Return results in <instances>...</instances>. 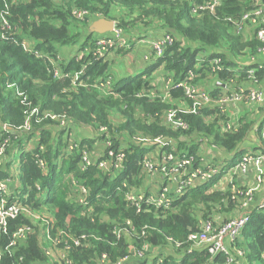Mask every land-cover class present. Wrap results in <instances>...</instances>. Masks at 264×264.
<instances>
[{
	"label": "trees",
	"instance_id": "1",
	"mask_svg": "<svg viewBox=\"0 0 264 264\" xmlns=\"http://www.w3.org/2000/svg\"><path fill=\"white\" fill-rule=\"evenodd\" d=\"M204 1L0 0V144H6L0 179L17 171L6 202L18 200L23 206L39 212L45 208L52 215L53 233L61 228L72 236L84 235L85 246L69 251L71 264L89 262L94 256L98 259L102 253L114 260L143 246L159 249L163 256L160 264H221L225 260L221 253L210 257L205 248L183 251L169 244L180 242L184 248L188 245V233L199 229L200 220L215 213L223 216L228 211H233V215L237 203L230 198V190L213 189L217 179L211 178L180 196L170 197L168 206L155 208L143 203L138 209L127 202L124 192L134 189L149 193L142 190L138 177L140 162L147 156L148 149L135 144L120 147L126 135L165 138L175 143L176 152L167 142L159 148L158 158L187 154L193 157L195 166L202 157L198 147L200 139H207L206 145L220 149L225 157L223 162L229 164L245 153L241 144L249 122L239 119L235 131L222 133L217 117L205 120L218 108L205 107L200 113L178 111L188 128L173 129L163 124L160 117L180 99H187L181 89L171 88L173 103L166 101L149 81L153 72L161 68L174 82L184 79L189 71L194 73L195 83L200 82L209 75L213 57L221 61V69L215 74L221 82H215L209 91L211 96L221 92L222 83L246 77L251 66L238 69L242 56L248 51L258 53L257 49L264 47V42L255 37L253 28L250 38L245 30L237 33L227 18L240 21L241 14L252 8L253 0H220L212 13L203 11L192 15L190 3ZM75 9L87 11L89 15L78 18L72 13ZM95 15L115 21L129 34H152L162 30L172 36L173 42L142 72L114 77L105 57L79 56L89 44V17ZM25 42L31 50L26 49ZM76 44L78 47L72 55L60 58L63 47ZM200 54L205 56L200 58ZM55 68L60 69L58 76L53 75ZM76 71L80 74L73 84L72 75ZM263 72L264 68L257 69V77ZM65 73L68 75H63ZM108 73L114 79L111 93L79 85L82 80L92 82ZM63 121L65 125H61ZM69 122L96 129L107 126L112 139L109 149L114 156L118 149L124 154L123 169L116 175L95 166L81 171V150L91 151L93 144L83 139H70L69 128H66ZM260 129L261 123L257 128L260 144L254 145L264 153ZM32 137L33 148L25 147ZM72 142H78V148L69 150ZM14 150H20L17 167L12 165ZM104 150L107 152L105 147ZM37 156L45 159L46 174L37 165ZM69 175L87 187L86 205L73 199ZM24 224L31 225V222L23 213L9 218L6 232L0 233V248H4L12 233ZM115 228L120 230L115 231ZM38 235L37 226H33L25 238L17 242L11 255L3 254L0 264H48ZM233 245L243 250L246 264H264V210L253 208L250 211L249 220ZM20 256L23 257L21 261ZM237 261L242 262V259ZM146 262L156 264L157 261L146 254L136 258L134 264Z\"/></svg>",
	"mask_w": 264,
	"mask_h": 264
},
{
	"label": "built area",
	"instance_id": "2",
	"mask_svg": "<svg viewBox=\"0 0 264 264\" xmlns=\"http://www.w3.org/2000/svg\"><path fill=\"white\" fill-rule=\"evenodd\" d=\"M220 0H205L202 3L191 2L190 12L192 15L200 14L203 11L213 12L216 5H218ZM78 18H84L89 15L87 11L81 9H75L72 12ZM97 18H103L102 16L95 15L94 17H89V24ZM230 21L237 33H242L246 28L250 27L255 31V37L264 42V2L262 0H253V6L251 9L243 12L240 17V21L235 19L227 18ZM113 21V20H112ZM245 26H248L245 28ZM5 28L8 29V24L5 23ZM89 44L82 49L79 56L85 54H92L96 58H104L110 53H115L117 50L121 51H131L139 48L140 45L144 44L147 48V53L143 56L145 61L152 63L154 59L161 57L164 53L165 48L168 44L173 42L172 36L166 32L159 31V33H127L119 25L113 21V28L110 32L104 34L91 33ZM26 49L31 50V46L24 43ZM258 52L263 51L264 47H259ZM244 66H251L247 70L246 77L251 79L253 82L259 84L257 88H245L243 86H237L233 90L227 88L226 83H222V89L220 93L211 96V89L206 90L201 87L198 83H195L194 73L189 71L186 77L178 82H174L171 77H167L166 85H164L165 91H162L163 99L166 101H171L170 89H181L182 94L187 100L180 99L176 106L167 108L162 116L160 117L163 124L170 126L173 129H187L188 125L184 118L177 112H192L200 113L205 107H217L218 111L208 115L207 119L218 118V123L220 125V131L230 132L235 131L239 126V119L227 115L225 107L228 103L243 102L245 104L260 103L264 99V72L261 77H257L256 70L264 68L263 64L258 62H245ZM84 67V66H83ZM82 67V68H83ZM81 68V69H82ZM221 69V61L219 57H213L210 61V72L209 75L215 76L216 71ZM60 73L59 68H55L53 75L58 76ZM80 71H76L72 75V83L79 78ZM63 75H68L67 73ZM260 79L263 82L260 83ZM83 81V80H82ZM79 82V85L84 87H93L103 93H111V85L114 81L113 76L108 73L95 79L92 82ZM219 83L220 82H216ZM224 85V86H223ZM148 96H151L148 95ZM173 103V102H172ZM176 104V103H175ZM54 118L53 115H51ZM261 129L260 133L264 138V118L260 120ZM69 122L66 128L70 127ZM65 122L63 121V124ZM28 129V126H25ZM98 131L103 135L104 145L107 152L104 150L102 153L93 156L91 151L87 149L81 150L79 168L81 171H86L89 167L95 166L103 171L110 172L112 174L121 171L124 167V154L121 149H118V153L114 156L110 146L112 144L111 132L107 126H100L97 128ZM130 139L139 140L141 137L137 135H128ZM157 144L164 146L167 141L161 137L154 138ZM200 141H204L201 140ZM78 142H72L68 145L69 150L78 148ZM5 145L0 144V166L4 159ZM42 150L43 147L41 146ZM264 158L262 153L249 152L241 154L240 157L233 164L230 162L221 161H209L202 163L200 159V165L197 166L193 163V157L187 154H182L180 157H175L173 154H168V156L163 157L158 162L152 161L149 157H144L140 162V167L151 173L166 174L167 164L171 162L168 170L174 173V180L176 184L175 195L180 196L188 189L198 185L202 182L208 181L211 178L217 179L214 184L213 189L230 190V198L237 203V210L233 215L226 219H218L216 217H209L199 221V229L194 232H190L187 235L186 242L188 245L181 248L180 242H175L171 245L173 248L185 251L186 249L190 251L191 249H203L205 248L210 255L214 257L217 254H223L225 260L221 264H234L238 259L242 258L244 255L243 250L235 247L233 244L235 239L240 235L243 227L249 220L250 211L253 208L264 210V199L254 202L253 200V188L246 186L244 184L240 185L235 183L234 179L236 177H241L248 173L251 168H258V171L254 175V181L257 185L261 182L263 178V173L259 169V162ZM37 165L43 170V174L47 173V163L45 159L37 156ZM15 172V171H14ZM12 172L7 177L0 179V233H4L7 230L8 219H13L19 214L23 213L28 217H35L39 220L38 228L39 235L38 239L41 241L42 249L49 260H54L55 252L52 250L51 245H54L56 249L60 250L57 254L58 259L63 264H71L69 260V251L78 246H85L86 237L84 235L72 236L66 230L61 228L55 229L52 232L51 218H47L43 214L40 216L36 215L30 208L23 206L18 200H14L11 203L6 202V197L9 193V188L14 184L15 173ZM68 181L74 191L73 199L77 203L86 205L88 189L87 187L76 181L72 175L68 176ZM126 183H123L125 186ZM125 199L127 202L136 206L140 209L141 204L152 205L155 208L160 206H168L170 202L169 190L167 187H163L162 190L157 194L152 193H139L137 190L130 189L124 192ZM33 229V225L24 224L18 227L13 233L9 242L4 248H0V259L3 254L11 255L14 247H16L17 242L24 239L27 232ZM116 229L115 231H119ZM130 232V231H129ZM132 249V248H131ZM146 254H150L151 259H156V264H160L163 256L160 254L158 248H152L143 246L140 249L133 248L132 251L129 250V254L125 256L116 257L113 261L110 260L106 253H102L97 261L101 264H129V260L142 258ZM22 256L19 257V261L22 260ZM149 262V261H148ZM146 262L145 264H148ZM14 264V263H13ZM17 264V263H16ZM59 264V263H58Z\"/></svg>",
	"mask_w": 264,
	"mask_h": 264
},
{
	"label": "crops",
	"instance_id": "3",
	"mask_svg": "<svg viewBox=\"0 0 264 264\" xmlns=\"http://www.w3.org/2000/svg\"><path fill=\"white\" fill-rule=\"evenodd\" d=\"M250 31H251L250 27L246 28L245 32L248 34L249 38L251 36ZM129 53H130V62L126 68L127 69L126 71H128L129 73H124V74L128 75V74H133V73H139L144 70L143 69L144 67L149 66L150 63L143 59V56L147 53V48L144 44L140 45L138 49L134 50V52L133 50H131L129 51ZM242 58L243 59L240 62L238 69H240V67L244 65L245 62H258L260 64H263L264 66V50L258 53L256 52L251 53L250 51H248L242 56ZM165 74L166 73H164L161 68H157L155 72H153L149 80L152 85H155L154 89L160 91L161 93L162 91H165L163 89H164V85H166V82H167V75ZM215 82H217L216 76L207 74L204 78H202V81L196 82V83H198L201 87H204L206 90L208 89L212 90ZM261 82H263V79H260V83ZM226 85L229 90H233L237 86H243L245 88H257L259 86V84H257L256 82H253L251 79L247 77H244L241 79H234L231 82H227ZM225 111L227 115L230 117H235L236 119L241 117L244 119V122H249V128H248L247 135L244 139V142L241 144V147L245 149L244 152L246 151L255 152L256 151V152L262 153L261 150H258V149L256 150L255 147L258 145H254V144H260L258 136H257V128L261 122L260 120L264 118V99L260 103H255V102L251 104H245L243 102L228 103L227 106L225 107ZM71 124H74V127H71V128L69 127L71 139L73 140L83 139L86 142H92L93 148L91 150V154L93 156H96L103 152L104 147H105L104 140H103L102 134L98 131V129L90 125H82V124H76V123H71ZM137 136H140L141 138L139 140H135V139H130V137L126 135L125 137L126 140L121 142L120 147L124 148L127 144L141 145L148 149V152H147L148 154L146 157H149L154 162H158L160 160V158H158V155H159V148L161 146H158L155 139L150 137L149 135L142 136L141 134H138ZM33 138L34 137H32L31 140H33ZM165 140L169 142L168 139H165ZM169 144L172 146V150L176 152V148L174 146L175 143L169 142ZM33 146L34 145L31 144L30 141H27V144H25V147L27 148H30V147L33 148ZM151 147H154V148H151ZM202 149H205V151L207 150L210 151L206 153L205 151L201 152L202 163L209 162V161H212V162L225 161V157L220 151V149L217 150V149L211 148L209 147V145L202 147ZM17 152H20V150H14V154L12 155V159H13L12 165L14 167H17V164H18V159H15V154ZM262 156H264V153H262ZM170 165H171V162H169L166 166L167 167L166 174L164 173L159 174L157 172L151 173L141 168V171L139 172L138 177H140V180H141L140 187L142 188V190L143 191L148 190L152 194H157L162 190L163 187H167L169 190V194L171 196H174L176 193V184L174 180V173L171 170H168V167ZM259 169L261 170V173H263V178L259 185H257L256 182L254 181V175L258 171V168H255V167L249 169L247 174L241 177H236L234 179V181L237 184H240V185L244 184L246 186H249L250 188H253L254 202L264 199V158H262V160L259 162ZM16 174H17V171L15 170V177H16ZM32 211L38 216H40V214H43V215H46L47 218H52V215L50 214V212H47L45 208H43L41 212H39L38 210L37 211L32 210ZM228 212L225 213L223 216L227 217V216L232 215L233 213V211H231V213H228ZM223 216L215 213L211 217H216L222 220L224 219ZM29 219H30L31 225L33 226H38V224H40L39 220L35 219V217H29ZM39 242L41 241L39 240ZM51 248L55 252V258L54 260L47 259V263L48 264H58V263L63 264L57 257V254L60 253V250L56 249L54 245H51ZM165 251L167 253H170L171 250L166 248ZM134 263H135V259L129 260V264H134ZM82 264H86V262L83 261ZM92 264H101V263L94 260ZM234 264H242V262L237 261Z\"/></svg>",
	"mask_w": 264,
	"mask_h": 264
},
{
	"label": "rangeland",
	"instance_id": "4",
	"mask_svg": "<svg viewBox=\"0 0 264 264\" xmlns=\"http://www.w3.org/2000/svg\"><path fill=\"white\" fill-rule=\"evenodd\" d=\"M60 0H56V2H58ZM121 12H124V10H121ZM89 24V22H88ZM78 45L76 44L75 46H69V47H63L62 48V52L60 53V58L66 59L67 55H72L74 53V51H76ZM134 52V51H133ZM204 54H200L199 57L202 58L204 57ZM106 60L109 63V67L111 68V72L113 71L115 73L114 77H122V76H126L127 74L124 73H129L128 71H126L127 69V65L130 62V53L127 51H121V50H117L115 51V53H110L106 56ZM242 68V67H240ZM143 69H146V67H144ZM130 71V70H129ZM202 81V79L200 80ZM221 82V81H218ZM118 123V121H117ZM74 127V124H70V128ZM71 139V137H70ZM30 142L32 141L31 139L29 140ZM207 141H200V144H198V147L200 149L201 152H204L205 149H202V147L206 146ZM158 146H160V144H158ZM209 150L205 151L208 152ZM210 152V151H209ZM19 156V152H17L15 154V159H18ZM238 159V156L235 157V161ZM117 173V172H116ZM116 173H114L113 175H116ZM261 182H259L260 184ZM46 216V215H44ZM47 217V216H46ZM80 247V246H78ZM97 258L94 256L92 258H90L89 262H86V264H92L94 262V260H96ZM242 262L243 264H246V262L244 261V258L242 257ZM256 264H262L261 262H257Z\"/></svg>",
	"mask_w": 264,
	"mask_h": 264
},
{
	"label": "water",
	"instance_id": "5",
	"mask_svg": "<svg viewBox=\"0 0 264 264\" xmlns=\"http://www.w3.org/2000/svg\"><path fill=\"white\" fill-rule=\"evenodd\" d=\"M113 28V21L109 18L94 19L88 25L89 33L104 34L110 32Z\"/></svg>",
	"mask_w": 264,
	"mask_h": 264
}]
</instances>
